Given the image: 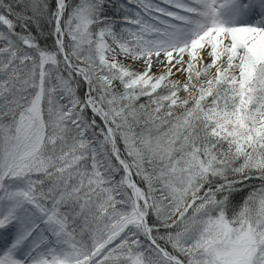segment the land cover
<instances>
[{
  "label": "snow or ice",
  "instance_id": "obj_1",
  "mask_svg": "<svg viewBox=\"0 0 264 264\" xmlns=\"http://www.w3.org/2000/svg\"><path fill=\"white\" fill-rule=\"evenodd\" d=\"M0 264H264V0H0Z\"/></svg>",
  "mask_w": 264,
  "mask_h": 264
}]
</instances>
